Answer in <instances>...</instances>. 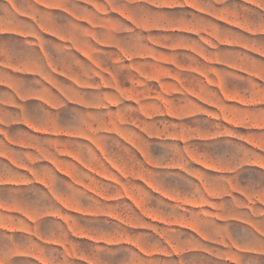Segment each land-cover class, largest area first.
I'll use <instances>...</instances> for the list:
<instances>
[{"label":"rangeland","instance_id":"1","mask_svg":"<svg viewBox=\"0 0 264 264\" xmlns=\"http://www.w3.org/2000/svg\"><path fill=\"white\" fill-rule=\"evenodd\" d=\"M0 264H264V0H0Z\"/></svg>","mask_w":264,"mask_h":264}]
</instances>
